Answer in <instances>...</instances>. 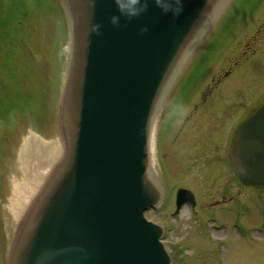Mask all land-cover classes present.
Masks as SVG:
<instances>
[{
	"label": "water",
	"instance_id": "water-1",
	"mask_svg": "<svg viewBox=\"0 0 264 264\" xmlns=\"http://www.w3.org/2000/svg\"><path fill=\"white\" fill-rule=\"evenodd\" d=\"M57 1L71 37L58 115L63 152L7 264H173L163 228L145 216L163 200L150 140L180 58L232 0H123L125 12L138 13L131 16L117 0ZM230 159L244 186L264 187V106L239 126ZM184 198L195 205L180 191L177 213Z\"/></svg>",
	"mask_w": 264,
	"mask_h": 264
},
{
	"label": "rangeland",
	"instance_id": "rangeland-1",
	"mask_svg": "<svg viewBox=\"0 0 264 264\" xmlns=\"http://www.w3.org/2000/svg\"><path fill=\"white\" fill-rule=\"evenodd\" d=\"M61 10L54 0H0V213L5 216L13 190L30 176V147L46 152L52 145L63 152L59 100L70 61L71 37ZM232 42L231 33L217 49H228ZM193 49H207V45L200 42ZM189 59L175 73L158 107L154 146L158 116L160 128L165 127L204 74L205 67L199 64L192 76L196 59ZM241 91L240 113L244 117L256 98L252 95L262 89L258 86ZM27 111L37 120L26 117ZM15 119L17 133H9L7 128L15 126ZM43 121L49 126L41 128L39 122ZM210 150L212 155L214 148ZM153 161L158 178L155 148ZM219 163L224 165L222 160ZM223 174L215 168L173 183L170 180L173 194L165 196L159 208L146 213L147 219L165 229L163 243L173 264H264V187L241 184L239 188ZM181 185L196 190L197 207L193 211L185 206L176 215L174 187ZM225 194L230 196L226 202ZM1 225L0 217V230Z\"/></svg>",
	"mask_w": 264,
	"mask_h": 264
},
{
	"label": "flooded vegetation",
	"instance_id": "flooded-vegetation-1",
	"mask_svg": "<svg viewBox=\"0 0 264 264\" xmlns=\"http://www.w3.org/2000/svg\"><path fill=\"white\" fill-rule=\"evenodd\" d=\"M231 33V46L217 49L224 38L230 39ZM202 44L207 45V49H196L189 59H196L192 76H195L199 64L205 67L200 83L193 85L192 92L184 97L165 127L160 128L159 117L157 120L155 169L164 196L173 194L168 183L170 180L173 183L184 180L189 174H200L207 169L214 171L215 168L222 170L224 177L235 186L241 187L231 164L230 151L237 141L242 122L264 106V0H233ZM200 51L201 56H197ZM258 86L262 91L252 95L256 98L242 117L241 90ZM8 96L13 97L11 94ZM29 115L37 120L33 113L27 111L26 117ZM14 122L15 126L7 128L9 133H17L16 119ZM39 124L43 128L49 126L44 121ZM211 148H214L212 155ZM220 160L223 166H220ZM174 190L175 205L179 191L187 190L196 202L191 208L193 211L196 209L195 189L181 185ZM228 198L230 196L225 194L224 202ZM1 213L0 264H7L17 238L18 224L9 214Z\"/></svg>",
	"mask_w": 264,
	"mask_h": 264
},
{
	"label": "bare ground",
	"instance_id": "bare-ground-1",
	"mask_svg": "<svg viewBox=\"0 0 264 264\" xmlns=\"http://www.w3.org/2000/svg\"><path fill=\"white\" fill-rule=\"evenodd\" d=\"M208 24L203 26V33L207 35V32L210 30L207 29ZM192 49H187L186 53L182 55L179 60L181 64L182 60L187 61L189 56L187 55ZM183 62V63H184ZM48 151H36L37 149L32 146L30 147V169L31 173L27 181L20 186L17 185L13 190V198L10 201V204L7 207L8 214L13 217L17 224L19 225L23 218L25 217L27 210L30 205L33 203L37 193L41 189V186L48 179L51 171L55 168L57 163L60 160L61 154L59 150L55 149L52 145L47 147ZM36 151V152H35ZM153 151H154V139L153 134L150 140V168L153 169ZM48 153V154H47ZM154 173V170L152 171ZM37 191V192H36Z\"/></svg>",
	"mask_w": 264,
	"mask_h": 264
},
{
	"label": "clouds",
	"instance_id": "clouds-1",
	"mask_svg": "<svg viewBox=\"0 0 264 264\" xmlns=\"http://www.w3.org/2000/svg\"><path fill=\"white\" fill-rule=\"evenodd\" d=\"M117 3L120 5V10H121L122 14H127L129 16L138 14L135 9H133L131 11H128V12H125V9L127 8V5L123 3V0H117ZM130 3L133 4V5H135V4L140 3V0H130ZM111 23L113 25H117L118 26V24H119V17L113 16L111 18ZM97 28H98V26H97ZM143 30H146V29H143Z\"/></svg>",
	"mask_w": 264,
	"mask_h": 264
},
{
	"label": "trees",
	"instance_id": "trees-1",
	"mask_svg": "<svg viewBox=\"0 0 264 264\" xmlns=\"http://www.w3.org/2000/svg\"><path fill=\"white\" fill-rule=\"evenodd\" d=\"M55 1V0H54Z\"/></svg>",
	"mask_w": 264,
	"mask_h": 264
}]
</instances>
